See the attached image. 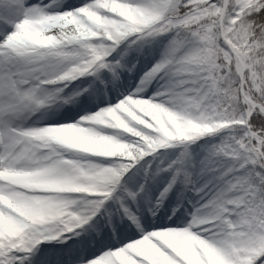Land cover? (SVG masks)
<instances>
[{
    "label": "snow or ice",
    "instance_id": "1",
    "mask_svg": "<svg viewBox=\"0 0 264 264\" xmlns=\"http://www.w3.org/2000/svg\"><path fill=\"white\" fill-rule=\"evenodd\" d=\"M0 264H264V0H0Z\"/></svg>",
    "mask_w": 264,
    "mask_h": 264
}]
</instances>
